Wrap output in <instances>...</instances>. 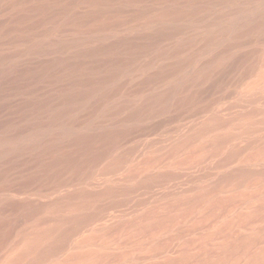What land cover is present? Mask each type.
Instances as JSON below:
<instances>
[{
    "label": "bare ground",
    "instance_id": "bare-ground-1",
    "mask_svg": "<svg viewBox=\"0 0 264 264\" xmlns=\"http://www.w3.org/2000/svg\"><path fill=\"white\" fill-rule=\"evenodd\" d=\"M0 264H264V0H0Z\"/></svg>",
    "mask_w": 264,
    "mask_h": 264
}]
</instances>
